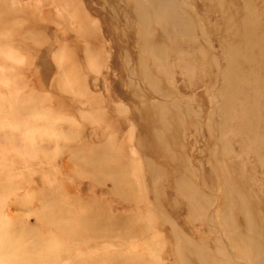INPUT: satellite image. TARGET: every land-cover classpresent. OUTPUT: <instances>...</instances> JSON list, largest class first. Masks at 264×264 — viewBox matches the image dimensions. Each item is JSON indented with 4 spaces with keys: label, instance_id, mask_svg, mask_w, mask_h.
<instances>
[{
    "label": "rangeland",
    "instance_id": "obj_1",
    "mask_svg": "<svg viewBox=\"0 0 264 264\" xmlns=\"http://www.w3.org/2000/svg\"><path fill=\"white\" fill-rule=\"evenodd\" d=\"M0 14V252L13 226L51 264H264V0Z\"/></svg>",
    "mask_w": 264,
    "mask_h": 264
},
{
    "label": "bare ground",
    "instance_id": "obj_2",
    "mask_svg": "<svg viewBox=\"0 0 264 264\" xmlns=\"http://www.w3.org/2000/svg\"><path fill=\"white\" fill-rule=\"evenodd\" d=\"M6 15L7 16L4 17L3 15L0 14V24L2 22H5L7 24H11L10 23L11 19L9 21L7 19V18H9L10 15L9 14H6ZM10 33H12V32H10ZM6 55H8V54H6ZM3 100H5V99H3ZM0 103H2V102H0ZM50 209H47L44 211L48 214L49 213L48 210H50ZM45 212H44V216H43L44 219H41V220H47V221L52 222L54 216H52V215L47 216V214ZM6 232H7V234L4 236V239L6 240V244L3 245V249H1L0 257H3L4 260H7L8 257H10V260L8 262L9 264H51V259L48 258V255H47L48 251L45 250V248H44L45 246L43 245V247L41 246L42 247L41 248L40 243H37V240L34 237H26L25 236V238H22L23 237L22 234H19L17 228L13 227V226H11V227L9 226L8 230ZM243 241H244V239H243ZM51 247L52 246H50L49 248H51ZM56 247H53L54 248L53 251L59 253V251H58L59 249ZM2 251H4V252H2ZM36 255H39L38 256L39 258H37ZM45 255H46V257H45ZM31 256H32V259H31ZM50 256H52V255H50ZM52 257H54V256H52ZM53 261H54V258H53Z\"/></svg>",
    "mask_w": 264,
    "mask_h": 264
}]
</instances>
